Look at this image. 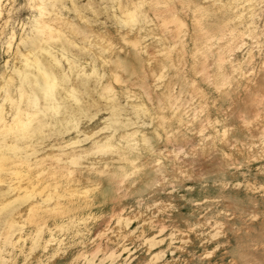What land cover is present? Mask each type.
I'll return each instance as SVG.
<instances>
[{"label": "rangeland", "instance_id": "374dc122", "mask_svg": "<svg viewBox=\"0 0 264 264\" xmlns=\"http://www.w3.org/2000/svg\"><path fill=\"white\" fill-rule=\"evenodd\" d=\"M1 8L0 126L16 70L41 110L0 134V264H264V0Z\"/></svg>", "mask_w": 264, "mask_h": 264}, {"label": "bare ground", "instance_id": "6f19581e", "mask_svg": "<svg viewBox=\"0 0 264 264\" xmlns=\"http://www.w3.org/2000/svg\"><path fill=\"white\" fill-rule=\"evenodd\" d=\"M1 3H2V0H0V15H1ZM140 6V5H139ZM134 7V6H133ZM47 12V11H46ZM45 12V8L44 7H40L39 6V18L35 20V25H34V29L36 31V33L38 34V41L40 42H44V43H50V42H53V41H59L61 38L60 36V31L59 29L56 27V25L54 24V22H56L55 18H48L46 16V13ZM127 14L129 15H133V12L129 13V11L127 12ZM134 16V15H133ZM135 18V16L133 17ZM135 20V19H134ZM13 38V36H12ZM40 45H36V48H38ZM34 48H33V42H32V47L29 46V48H27L26 52L22 55L25 57V62L23 63V65H33L35 68L34 70L37 71V74L38 76L44 81V84L48 87V86H51L53 84V82L55 81L54 78L52 77L49 69L46 67V62L44 61H40V59L34 54ZM46 60L48 58H45ZM45 60V61H46ZM22 70L23 69H19L14 71V73H11L9 76H8V79L6 80V86H7V90H6V94H5V99L4 100H8L10 101L11 103H14L15 106H13L14 108V111H13V114H12V118H11V122L8 123V121L4 120V124H2L0 126V134L1 133H4V132H7V131H15V130H22L23 128H25L28 123L30 122V117L33 116L34 114H37L41 109L36 106L35 102H33L32 100V97L30 95V92L29 90L26 88L25 84L24 83H20L19 86H18V90H19V94H20V100H16L15 101V98L12 97L10 91H9V87L11 85H13L14 83V80H16V76L15 74L18 75V77H20V75H22ZM35 71V72H36ZM26 74H23V76H30V74L32 73L30 70H27L25 72ZM16 82V81H15ZM110 88V87H109ZM107 88V89H109ZM49 97V95H48ZM53 97V96H52ZM48 99V98H47ZM51 101V100H50ZM50 101H48V103H50ZM47 102V101H46ZM21 103H26V105H22ZM13 105V104H12ZM53 106V104H52ZM3 111V108L2 106L0 107V115ZM48 112V109L46 110ZM52 111V110H51ZM50 112V111H49ZM53 113V112H52ZM39 114V113H38ZM36 116V115H35ZM21 128V129H20ZM18 130V131H19ZM24 134V133H23ZM26 138V137H25ZM15 139V138H14ZM17 139V138H16ZM17 141V140H16ZM20 141V139H19ZM10 142V141H9ZM15 142V141H14ZM8 143V142H7ZM100 146H103V145H100ZM99 146V147H100ZM105 147V146H103ZM24 154V153H23ZM17 158V157H16ZM9 158L6 157L5 155L1 154L0 155V170H6L9 166H10V163H8V160ZM70 159V158H69ZM72 160V159H71ZM70 160V161H71ZM17 164V163H16ZM15 164V165H16ZM61 165V164H60ZM19 166V165H18ZM22 166V165H21ZM24 166V165H23ZM14 168V167H13ZM20 168H23V167H20ZM58 168H59V165H58ZM61 168V167H60ZM59 168V169H60ZM64 168V166H63ZM65 169V168H64ZM19 171V170H18ZM24 171V170H23ZM57 171V170H56ZM60 171V170H59ZM61 171H64L63 169H61ZM13 172V171H12ZM15 171V174L18 175L19 173ZM11 173V172H10ZM61 173V172H60ZM20 175V174H19ZM27 176V175H25ZM24 176V177H25ZM30 176V175H29ZM28 176V178H29ZM20 177V176H19ZM27 178V177H26ZM22 179H25V178H22ZM33 179V177H32ZM28 180V179H27ZM28 182H30L28 180ZM25 183V182H23ZM26 187V186H25ZM26 189V188H25ZM4 202V201H3ZM33 206H37V205H33ZM31 206V207H33ZM34 208V207H33ZM39 208V207H38ZM31 209V208H30ZM55 210V208H54ZM39 211V210H38ZM37 211V212H38ZM36 212V213H37ZM39 213V212H38ZM32 214V213H31ZM29 215V214H28ZM33 215V214H32ZM30 215L32 218L33 216ZM35 217V215H34ZM36 218V217H35ZM28 219H31V218H28ZM38 219V218H37ZM12 221V220H11ZM33 221V219H32ZM31 221V222H32ZM34 221H36L34 219ZM36 223V225H39L41 223H38L37 222H34ZM12 224V222H11ZM10 224V225H11ZM8 226H9V223H8ZM7 226V227H8ZM10 229V227L8 228ZM10 232V231H9ZM6 234V233H5ZM5 237V236H4ZM4 240V239H3ZM3 242V241H2Z\"/></svg>", "mask_w": 264, "mask_h": 264}]
</instances>
